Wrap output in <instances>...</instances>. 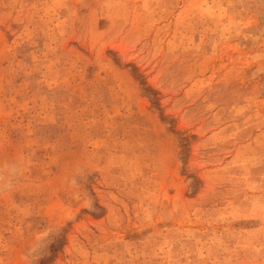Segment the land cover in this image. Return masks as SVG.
Returning a JSON list of instances; mask_svg holds the SVG:
<instances>
[{
  "label": "rangeland",
  "instance_id": "1",
  "mask_svg": "<svg viewBox=\"0 0 264 264\" xmlns=\"http://www.w3.org/2000/svg\"><path fill=\"white\" fill-rule=\"evenodd\" d=\"M0 264H264V0H0Z\"/></svg>",
  "mask_w": 264,
  "mask_h": 264
}]
</instances>
